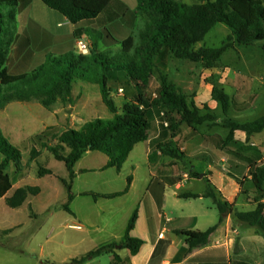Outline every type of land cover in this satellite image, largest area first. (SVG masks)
<instances>
[{
    "label": "trees",
    "instance_id": "16d2710c",
    "mask_svg": "<svg viewBox=\"0 0 264 264\" xmlns=\"http://www.w3.org/2000/svg\"><path fill=\"white\" fill-rule=\"evenodd\" d=\"M50 9L65 16L71 23H90L107 11L115 0H41ZM30 0H0V110L13 102H38L51 110L58 102L73 104V87L79 80L98 85L103 103L114 115L113 120L95 118L80 129H67L55 137V145H45L56 160L65 164L70 182L62 179L71 199V182L75 176L74 166L89 151H99L108 156L107 168L121 170L137 144L149 139L152 128L151 116L159 118L162 132L171 138L181 133V126L187 125L193 132L200 128L218 126V115L208 106L199 107L194 94H187L161 69L158 60L163 54L171 59L199 63L205 69L217 68L224 54L232 47L229 42L218 48L196 45L204 41L208 33L217 25L224 24L233 32L238 45L264 42V0H205L198 4H188L184 0H138V8L133 15L139 21L138 28L124 41L109 36V47L120 45L113 52L90 51L89 55L69 53L58 57L50 56L47 61L31 71L20 73L10 71L7 59L12 40L16 33V8L26 6ZM81 37L83 33L76 31ZM233 37L230 36L229 40ZM157 80L156 91H151V83ZM128 84L134 93L128 92ZM120 89L128 99L120 113L113 94ZM211 98L221 107L225 116L223 127L228 130L224 146L235 140L238 132L247 137L264 131V116L253 122L241 123L228 119L232 98L224 88L213 87ZM46 132V131H45ZM45 132L37 134L38 140ZM68 153H65L66 150ZM158 149L174 159H181L178 149L170 140L159 144ZM0 195L11 187L8 169L14 164L19 170L22 153L3 134L0 128ZM40 156V151L32 149V160ZM249 180L255 190L254 208L240 211L233 204L222 200L211 182L207 181L205 198H210L220 213V223L225 216L233 214L242 226L256 229L264 238V163L250 158ZM49 169L40 168L39 176L51 175ZM198 178V174H193ZM126 189L114 194H93L97 198H115L129 191L132 177L127 180ZM40 193L39 187L25 186L17 189L6 199L11 208L21 207L29 196ZM248 195V191L242 192ZM182 198H199L200 195L185 193ZM65 210H69L65 205ZM138 218L137 210L132 214L125 232L124 248L136 255L143 241L131 236ZM218 226L205 232H179L186 238L189 249L207 246L211 235ZM115 245H104L70 264H85L88 261L113 253Z\"/></svg>",
    "mask_w": 264,
    "mask_h": 264
},
{
    "label": "crops",
    "instance_id": "0c3cea01",
    "mask_svg": "<svg viewBox=\"0 0 264 264\" xmlns=\"http://www.w3.org/2000/svg\"><path fill=\"white\" fill-rule=\"evenodd\" d=\"M137 8L138 0H115L107 11L90 23L73 24L41 0H30L26 6L20 4L16 8V33L7 67L10 71L15 69L24 73L45 63L50 56L77 53L76 31H81L82 36L87 38L90 51H110L112 46L109 47V36L124 41L138 28L139 21L129 14ZM163 70L172 74L168 68ZM231 78L228 80L239 89L238 76ZM175 82L185 93L195 95L199 107L206 103L215 108L216 102L211 96L202 99L199 92L193 91V87H190L191 79L183 78V82L187 83L184 87L180 80ZM75 86L83 91L78 94L79 97L92 90L84 84L75 83L74 104L78 97H75ZM133 93L134 90H131ZM122 95L126 98L125 92ZM153 117L155 122H152L148 141L135 146L121 170L107 168L109 158L99 151L87 152L76 163L75 176L70 183L72 197L70 199L68 194L62 204L64 210L65 205H68V212L72 216V219H68L71 222V233L66 240L51 241L49 248L39 246V249L33 248L27 252L7 244L17 234L15 232L20 224L0 227V264H66L110 244L115 245L113 253L96 257L85 264H264L263 236L254 228L239 225L233 214L225 216L220 223L216 205L213 201V205H210L207 201L210 198L204 197L209 181L222 200L233 204L240 211L252 210L254 204L250 203L251 199L247 201L242 192H255L253 185L250 186V192L244 183L248 180L247 186L252 184L249 181L250 158L260 164L263 153L256 152L254 157H238L232 150L234 143L219 149L217 143H208L189 127L186 131L185 124L181 126V133L172 139L170 133L162 132L156 114ZM85 123H77L79 127L72 129H80ZM11 131L13 128L8 133ZM5 137L9 140L11 136ZM170 140L182 155L181 159H174L158 149L159 144ZM98 160L101 161L100 165H96ZM199 164L201 167L197 169ZM110 170H115L118 175L108 174ZM98 171L106 173L98 185L83 180V176ZM193 174L199 177L195 178ZM245 176L242 182L241 178ZM129 177H132V182L127 193L111 199L93 197V194L123 192ZM194 181L200 182L202 187L194 190L191 185ZM19 188H15L12 183V187L0 195V202L7 205L6 199ZM185 193L198 194L200 197L182 198L181 195ZM41 194L43 190L40 188V193L29 196L25 203L28 202L32 208L31 198ZM136 210L138 218L131 236L141 239L143 245L136 255H132L130 250L124 248L123 241L131 216ZM214 226L218 227L211 235L209 244L192 250L185 236L179 233L205 232ZM62 248L68 254L59 258Z\"/></svg>",
    "mask_w": 264,
    "mask_h": 264
},
{
    "label": "rangeland",
    "instance_id": "374dc122",
    "mask_svg": "<svg viewBox=\"0 0 264 264\" xmlns=\"http://www.w3.org/2000/svg\"><path fill=\"white\" fill-rule=\"evenodd\" d=\"M184 1L188 4L205 2V0ZM230 36L233 39L228 41ZM226 42L232 44V47L224 54L217 68L205 69L199 63L174 60L167 54L161 55L158 65L161 69L168 68L172 73L170 74L171 79L174 82L175 80H180L182 87L187 84L183 82V78L191 79L190 87H193V91L199 92L202 99L211 96L213 87L224 88L232 98L228 119H234L241 123L253 122L264 116V42L238 45L235 42L232 30L224 24H217L208 33L204 41L196 45V48H218ZM119 50V44L112 47L113 52ZM236 75L240 81L238 85L240 90L228 80V78L236 77ZM78 83L79 85L84 84L90 89L92 88L93 91L85 92V96H82V93L79 97L78 94L83 91L75 86V97L78 95L75 104L59 102L51 110H47L43 106L41 107L39 103L36 104V102H13L7 109L0 110V128L2 132L5 133V136H11L9 137L10 142L18 147L22 153L20 169L18 170L14 164H11L7 171L12 183L15 188L32 186L40 187L43 190V194L39 197L31 198L32 208L29 207L28 202L20 209H12L4 202H0V227H13L15 224L21 225L16 230L15 233L17 234L15 237L7 242L10 247L20 248L27 252L33 248L39 249V246L49 248L52 245L51 241L66 240L71 233V228L69 227L71 222L68 219H72V216L62 207L68 195V190L62 179L70 182L69 172L65 164L56 160L43 144L48 146L55 145V137L57 135L67 129L78 128L79 123L88 122L95 118L114 119L113 113L109 111L101 99L99 86L81 80ZM158 85L157 80H153L151 91H156ZM127 88L128 92L133 90L131 84H128ZM113 99L121 113L123 105L128 99L124 98L122 93L113 94ZM205 105L218 115V126L200 128V133H196L199 137L208 143H217L219 149L227 148L229 144L234 143L232 150L238 157H254L256 152L264 154V131L251 137L238 132L235 140L224 146L228 130L223 127L225 116L222 114L221 107L217 103L215 108L206 103H202L201 107ZM153 116H151V121L155 122ZM10 128H13V131L10 132L12 133L11 135L8 133ZM188 129V126H186V131ZM42 132H45V136L38 140L34 139L35 135ZM34 148L40 151V156L32 160L31 151ZM68 152L69 150L67 149L65 153ZM263 154L260 157V164L264 163ZM1 159L2 156L0 155V161ZM100 164L101 161L98 160L96 165ZM200 167L201 165L199 164L196 168ZM40 168L50 169L53 174L40 177ZM107 173L118 175L115 170H110ZM105 174L98 171L83 176V180L86 179L98 185V183L103 181ZM246 177L241 178V181L243 182ZM247 183L248 180L247 182L245 181L244 185L251 192L250 186L252 184L249 183L250 185L247 186ZM191 185L194 190L202 187V184L198 181L192 182ZM253 195H255V192L248 195L242 193V196L247 198V201L251 199L249 200L251 204H253ZM207 201L210 205H213L212 199ZM243 229L246 230L247 228L244 227ZM67 254V250L62 248L59 258H63ZM105 257L107 259V256ZM66 264H70V262Z\"/></svg>",
    "mask_w": 264,
    "mask_h": 264
},
{
    "label": "built area",
    "instance_id": "2783aa9c",
    "mask_svg": "<svg viewBox=\"0 0 264 264\" xmlns=\"http://www.w3.org/2000/svg\"><path fill=\"white\" fill-rule=\"evenodd\" d=\"M76 51L81 55H89L90 54V46L88 44V40L86 37L81 36L76 38ZM123 89L119 90V93H123Z\"/></svg>",
    "mask_w": 264,
    "mask_h": 264
}]
</instances>
